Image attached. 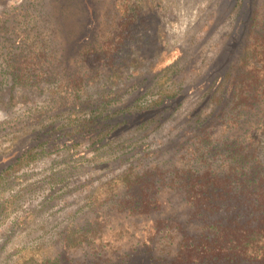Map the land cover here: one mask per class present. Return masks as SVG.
<instances>
[{
    "label": "rangeland",
    "instance_id": "374dc122",
    "mask_svg": "<svg viewBox=\"0 0 264 264\" xmlns=\"http://www.w3.org/2000/svg\"><path fill=\"white\" fill-rule=\"evenodd\" d=\"M85 1L92 15L85 4H69L62 36L38 5L27 23L15 11L26 0H0V15L12 16L16 44L24 46L22 33L50 41L46 53L28 51L39 63L21 84L6 67L10 46L0 49V264L42 261L44 254L59 256V264H264L224 251L192 263L178 256L181 243L194 247L219 226L250 220L249 195L236 180L264 163V125L248 114L215 117L213 99L231 103L233 85L213 94L229 68L245 70L242 46L253 10L264 19V0ZM250 41L260 44L254 36ZM50 89L65 107L49 103ZM86 99L114 117L98 130L120 124L116 136L154 123L129 132L128 140L112 135L108 146L95 131L76 137L64 124L83 119L89 111L70 106ZM49 124L57 128L52 136L45 133ZM46 138V150L31 152L39 159L15 165ZM234 149L249 156L247 166L239 158L232 170ZM129 169L130 180L137 172L144 181L126 183ZM219 177L233 180L232 198L217 202L219 213L209 218L214 225L191 223L188 193H198L200 180Z\"/></svg>",
    "mask_w": 264,
    "mask_h": 264
},
{
    "label": "trees",
    "instance_id": "16d2710c",
    "mask_svg": "<svg viewBox=\"0 0 264 264\" xmlns=\"http://www.w3.org/2000/svg\"><path fill=\"white\" fill-rule=\"evenodd\" d=\"M26 2V4L19 6L15 10L20 11V17L22 19L27 21V23L29 21L31 22V20L33 19L34 11L36 10V7L38 5V14L45 19H47V17L54 19L56 27L58 26L57 33L60 32L62 36L65 35L63 26L66 15L65 11L69 4H74L75 2L76 4H85V11L87 15H92V11L90 10L85 0H26ZM36 2L39 3L37 4ZM41 14L46 17L42 16ZM10 16V13H7V15H0V49L1 46H4V44L10 46L8 49V53L5 54V59L7 63V70L12 75L14 84L16 82L21 84L22 81H24L22 83H27V81L32 78L27 76L26 72H28L29 68L39 63L36 57L33 58V56H35L34 53H31L32 55L30 54V56L28 54V51L35 52L39 50L41 51L40 53H46V51L49 49L50 41L43 37L41 39L40 34L35 37H31L30 33H25V36L24 33H22L20 34L22 36L20 38L21 40H24V46L22 45V43L16 44L13 39H11L14 28L9 22L10 18L12 17ZM259 18L260 16L256 8L252 12L247 32V40L246 43L242 46L241 51L242 53L240 60L243 62L242 64H244L245 70L240 69L238 70V73H232V68H229L226 71L225 76L223 77L224 82L220 83L219 86H217V88L215 89L213 95L220 93L224 88L229 89L230 85H233V99L231 103L224 102V99L221 96H216V98L213 99V102H215L213 111L217 110L215 117L219 118L220 116L226 115L225 119H230L234 116L235 113H238V117L243 114H248L251 117L249 121L258 119V124L264 125V19L260 18V20ZM33 27L34 29L38 30L36 26ZM57 33H54L52 36H55ZM250 36H254L260 44H253L250 41ZM55 39L56 37L51 41L56 42ZM24 87H26V85H22L21 89L23 91H26V88ZM35 88L36 90L41 91L40 88ZM54 94L55 92H52V90L50 89L49 94H47L49 103L53 105L57 103L58 106L65 107L66 105L61 102L63 100L58 99L56 96H54ZM161 99L164 100L163 97H161ZM13 102L14 99L13 96H11L8 105L11 107ZM84 104H86L87 106L84 107ZM70 108L76 109L75 111L87 110L89 112H86L84 114L83 119L78 118L75 120H69V122L67 124H64V126H66V128H70L71 133L76 137L78 134L82 133L84 134V136H90V134H93V131H95L98 138V143L104 146L110 145L112 143L111 139L113 138L114 140H128L125 138L127 137L126 135H128L129 132L141 131V129L147 128L149 126L148 124H150L151 126L152 122L154 121L152 120L150 122H142L138 126H135L134 129L132 128L133 130L121 132L119 135L115 136L112 133L116 129H118L117 127L120 126V124H118V126H116L117 124L111 126V129H109L108 131L98 130V127H100L102 121H104V124L110 121H114V117L110 112L107 113L104 111H100L96 106H92L89 99H86L85 103L72 104ZM49 111L50 110H46L44 111V113H48ZM250 113H252L253 117L250 115ZM40 119H42V116ZM123 122V124H127L130 122V120L126 118ZM44 128L46 130L45 133L48 136H52L57 129L53 124H49ZM90 131L91 133H89ZM46 134H42V137L47 136ZM58 139L59 138H57L54 143H56ZM48 142L49 141L46 138L38 145L27 149V151H25L22 156L18 158L15 165L23 166L25 165V163L29 164L32 160L36 161L37 159H39L38 156H32L31 152L35 149L40 148H42L43 150H39V152L46 150L47 148H44V146L45 144H48ZM73 142L74 141L69 143V146H71ZM241 150H245V148H242ZM239 151L240 150L235 149L232 150V170H235L233 168L235 167L234 164L236 163V161L238 163L241 161L239 158H242V160L244 161H241L244 166H247V163L250 161L249 156H245L243 154L239 156ZM133 172V169H129L128 172L123 174V177L125 179L124 181L128 184L134 183L139 185V183H142L144 180H138L141 178V176L137 172L134 173L136 180H130V175H133ZM231 175H240L241 179H246L236 181L241 183V186L246 191L245 194L249 195L248 208L250 209V211H248V213L250 220L247 222H232L231 224L223 228L219 226L213 236H211V233L203 236V238L199 240V245H196L194 247H190L188 242L181 243L178 256H181V259H185L183 260L184 263H192L193 258L195 259V261H197L198 259V262H200L202 261V258L204 256H208V253L210 252H214L216 254V252L221 253L223 251L233 255L234 257L248 259L251 262L264 263V163H262V165H258V167L249 166L246 168V170H244V172L238 175H236L234 172H231ZM232 181L233 180H223L222 177H219L215 180H200V182H197L198 184H194L199 185V190L198 193H188V202L191 206H193L195 210L193 214L191 213V216H189L191 223L194 220L199 219H202L203 222L213 223L209 218L211 212H214L215 214L219 213L217 202L226 201L229 200V198H232V196L228 195L231 190L227 191V188L231 186ZM184 184L189 186V182H185ZM203 192L205 195L202 194ZM232 195L236 194L233 193ZM240 217L242 218V216ZM211 225H214V223ZM39 257V259H41L42 261H37L33 258H30V260L26 261L24 264H59L60 262V260H58L59 256H54L55 259L51 260L53 257L52 254L39 255Z\"/></svg>",
    "mask_w": 264,
    "mask_h": 264
}]
</instances>
